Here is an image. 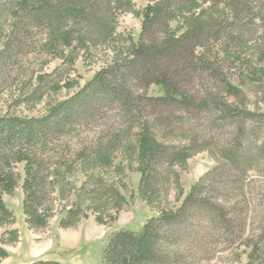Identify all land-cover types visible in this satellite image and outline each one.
Returning a JSON list of instances; mask_svg holds the SVG:
<instances>
[{"label":"trees","instance_id":"16d2710c","mask_svg":"<svg viewBox=\"0 0 264 264\" xmlns=\"http://www.w3.org/2000/svg\"><path fill=\"white\" fill-rule=\"evenodd\" d=\"M12 1L0 0V29ZM32 1L22 0L21 5L32 6L21 17L29 22H63L94 10L91 0ZM140 15L137 40L127 39L124 48L112 49L113 63L44 117L0 114V228L14 223L2 195L16 185L15 164L24 165L22 210L30 230L45 228L56 214V203L72 197L71 205H63V229L75 227L107 201L126 204V171L136 172L138 194L157 214L138 231L111 233L101 252L102 264H191L197 252L212 258L235 246L250 248L246 264H264L258 258L264 257V243L245 244L257 231L264 237V189L254 185L264 180V113L240 109L235 98L240 93L218 67L211 45H220L222 28L192 0H150ZM26 24L14 28L25 33ZM202 75L225 84L227 96L219 100L211 91H192L189 84ZM151 86L160 87L162 95L149 96ZM232 97L234 102L228 103ZM203 112L214 121L212 130H224L223 138L212 142L185 133L175 139L180 141L161 138L162 127L178 130L181 117ZM182 127L180 131L188 130ZM202 151L214 167L183 196L178 170ZM77 172L84 177L79 188L72 180ZM170 186L176 208L165 205ZM6 257L0 250V259Z\"/></svg>","mask_w":264,"mask_h":264},{"label":"rangeland","instance_id":"374dc122","mask_svg":"<svg viewBox=\"0 0 264 264\" xmlns=\"http://www.w3.org/2000/svg\"><path fill=\"white\" fill-rule=\"evenodd\" d=\"M30 1V5L34 4ZM95 1H90L94 6L90 15L78 19L66 18L63 22L52 24L46 21L29 22L28 18L23 20L21 17L32 6L28 8L27 4L22 8V0L12 1L5 13L6 22L0 29L1 115L44 117L53 105L72 96L98 71L111 65L112 49L124 48L127 39L137 40L142 27L140 13L150 0H122L108 5L103 4L102 0ZM192 1L222 28L224 38L220 45L212 43L211 48L227 81L240 93L239 99L234 96L238 107H245L255 115L264 113V0ZM180 18L177 17V21ZM21 22L27 23L25 33L20 32L19 27L14 28ZM175 25L172 24L173 27ZM16 39L18 42H15ZM8 40L10 49L5 58L2 52ZM189 88L192 91H211L219 100L227 96L225 84L211 80L208 75L195 78ZM147 94L160 96L162 89L151 86ZM233 102V97L228 100V103ZM181 119L178 130L173 126L172 129L162 127L160 135L166 143L180 141L175 139L183 133L196 134L205 140L212 139V142L224 137V130H212L211 123L214 121L209 122L204 112ZM180 127L188 130L182 132ZM118 160H114V163ZM23 167L22 163L13 166L16 185L12 193L2 195L3 203L13 212L14 223L0 228V250L7 253L6 258L0 259V264H28L36 260H52L59 264H102L101 252L111 233L120 229L138 231L148 218L157 214L138 194L139 174L126 171L124 182L127 191L123 193L126 204L118 206L112 200L107 201L97 213L87 212L75 227L63 229L59 222L64 216L63 205H71L72 197L63 204L56 203V214L48 220L45 228L30 230L22 210ZM213 167L214 160L207 151L193 154L183 169L178 170L183 196ZM72 180L74 186L79 188L84 177L77 172ZM254 185L263 190L264 180ZM175 198L176 192L170 186L165 205L178 207ZM254 243H264L259 231L245 242L248 246ZM249 251L248 247L235 246L226 252H215L212 258L197 252L190 263L246 264ZM261 256L258 254V258L264 261Z\"/></svg>","mask_w":264,"mask_h":264}]
</instances>
